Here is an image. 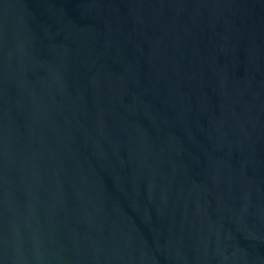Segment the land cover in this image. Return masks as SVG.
Segmentation results:
<instances>
[{
    "label": "water",
    "instance_id": "95a60500",
    "mask_svg": "<svg viewBox=\"0 0 264 264\" xmlns=\"http://www.w3.org/2000/svg\"><path fill=\"white\" fill-rule=\"evenodd\" d=\"M0 264H264V0H0Z\"/></svg>",
    "mask_w": 264,
    "mask_h": 264
}]
</instances>
